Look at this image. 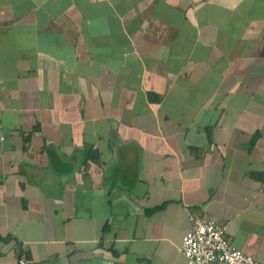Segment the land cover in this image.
Instances as JSON below:
<instances>
[{
    "label": "crops",
    "instance_id": "obj_1",
    "mask_svg": "<svg viewBox=\"0 0 264 264\" xmlns=\"http://www.w3.org/2000/svg\"><path fill=\"white\" fill-rule=\"evenodd\" d=\"M191 216L264 264V0H0V264H187Z\"/></svg>",
    "mask_w": 264,
    "mask_h": 264
},
{
    "label": "built area",
    "instance_id": "obj_2",
    "mask_svg": "<svg viewBox=\"0 0 264 264\" xmlns=\"http://www.w3.org/2000/svg\"><path fill=\"white\" fill-rule=\"evenodd\" d=\"M228 232L227 223L191 216L181 243L187 264H263L236 247Z\"/></svg>",
    "mask_w": 264,
    "mask_h": 264
}]
</instances>
